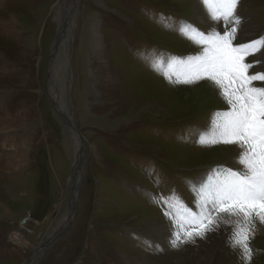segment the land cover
<instances>
[{
    "label": "rangeland",
    "instance_id": "rangeland-1",
    "mask_svg": "<svg viewBox=\"0 0 264 264\" xmlns=\"http://www.w3.org/2000/svg\"><path fill=\"white\" fill-rule=\"evenodd\" d=\"M68 3L65 37L52 51L60 26L55 19ZM236 14L235 45L264 37V0H238ZM11 24L16 33L9 32ZM182 25L204 34L231 27L211 20L200 0H0V125L29 132L26 168L17 170L22 175L6 178L0 153V264L204 263L203 250L191 249L196 242L216 246L212 264H264L256 235L251 260L244 261L231 246L228 225L221 237L217 230L175 247L149 234L153 224L165 226L173 242L169 205L178 200L198 212V193L217 170L242 168L236 145L198 142L211 135L216 113L229 110L219 90L207 79L178 84L163 74L172 58L203 51L179 31ZM66 48L64 102L85 152L74 213L59 231L71 210L75 152L45 79L52 52L59 50L62 60ZM257 59L249 74L264 72V52L246 63Z\"/></svg>",
    "mask_w": 264,
    "mask_h": 264
},
{
    "label": "snow or ice",
    "instance_id": "snow-or-ice-1",
    "mask_svg": "<svg viewBox=\"0 0 264 264\" xmlns=\"http://www.w3.org/2000/svg\"><path fill=\"white\" fill-rule=\"evenodd\" d=\"M213 21H223L230 29L222 34L198 31L194 26L182 25L179 31L189 40L203 47L202 53L187 59L172 58L163 74L172 83L192 84L207 79L219 90L229 110L216 113L210 136H201V145H236L241 149L235 163L238 170H217L215 179L202 188L199 211L193 212L180 201L169 205L176 224L173 246L195 242L206 233L217 231L222 225L231 226V246L239 248L244 261H250V241L257 222L264 225V72L249 74L260 64L259 59L246 63L249 56L264 52V37L235 45L233 41L240 26L236 14L238 0H200ZM162 61L154 64L160 69ZM175 77L173 80L172 77Z\"/></svg>",
    "mask_w": 264,
    "mask_h": 264
},
{
    "label": "bare ground",
    "instance_id": "bare-ground-1",
    "mask_svg": "<svg viewBox=\"0 0 264 264\" xmlns=\"http://www.w3.org/2000/svg\"><path fill=\"white\" fill-rule=\"evenodd\" d=\"M65 1L66 0H63V2H65ZM69 2H71V1H69ZM71 7H73V6L69 4V6L67 7V10H66L67 11L66 14L63 13V15L61 14L62 16L60 18L57 17L55 19V20L58 21V24L60 26H59V31L56 33L57 36L55 38L56 40L54 41V44H53V47H52V51L55 50V48L59 45V42L63 41L62 39H64V37H65V28H66V24H67V19L70 16ZM54 9H56V8H54ZM69 9H70V11H69ZM12 21H15V18ZM14 25H12V24L10 25L9 32L16 33L15 32L16 29H15ZM92 41H93V44H92L93 48H96L98 46V42H96L94 40H92ZM61 44H62V42H61ZM63 46L65 47V44H63ZM66 47H67V45H66ZM65 52L66 53H65L63 59L61 58L62 60H60V57H57V55L59 54V50H57V55H55V53L52 52L51 59H50V61H51L50 62V67H47V72H46L45 92L48 95V100L50 101L51 106L54 107L55 110H58L57 112L62 114L63 119H65V121H69L70 122V124H69L70 126L72 125L73 127H75L73 125V122H72L73 120H71L70 115H68V113H67L66 103L64 102V99L66 98L65 76H66V71H67V68H68V65H69V61H68L69 59L67 57V52H68L67 48H66ZM100 60H101V58H100ZM55 88H58L60 90H58V89L55 90ZM59 99H61V100L59 101ZM68 109H69V107H68ZM5 112H6V115H7L8 110H5ZM17 116H18V114L15 113V118ZM12 119L14 121V118H12ZM0 122H1V119H0ZM6 125H9V127L8 128H4ZM11 128H14V129L9 131ZM211 130H212V128H211ZM0 131H3V132H0V151H1L0 153L3 152L5 154L4 156L1 154V157H4V159H5L4 160L5 163L3 162L4 164L2 165L3 172L5 171V175H7L6 178L9 177V176L19 175L20 172H18L17 170L21 169V168H22V170H24L26 168L25 164H27V161H28L27 157L29 156L28 155V153H29V147H28V145H29L28 144L29 143L28 142L29 141V138H28L29 137V135H28L29 132H27V133H23V132L18 133L15 130L14 124L10 123V122L8 124H1L0 125ZM70 136H71V139H72L74 152H75V161H74V165H73L74 168H75V171L73 173V177H71L68 180V186H69V190H70V197H69L70 200L69 201H70V208H72L76 204V200H77L78 183H79V181L81 179L80 178L81 177V172L83 171L82 170V165H83V161H84V152L85 151H84V143H83L84 139L83 140L81 139L82 137H81L79 131L77 130V132H75L74 134L72 132V134H70ZM17 138H18V140H17ZM6 139L8 140L9 144L6 141ZM1 159H0V163H1ZM211 172L214 173V171H208V173H211ZM20 175H22V173ZM82 187H83V185H82ZM73 213H72V216H73ZM65 216H66V214H65ZM72 216H71V211H70L69 212V217H66L65 219L63 218L64 220L61 221L62 223L58 227L59 231L62 230L61 229L62 226L64 228H66L69 225L70 220L72 219ZM223 229H224V225H222L218 229L219 232H220V237H221V231ZM59 231L57 230V233H59ZM149 234H150V236H152V239L154 241H156V242L160 241V242H164V243H168V242L172 243V239H171L172 232H171L170 229H167V227H165V226H162V227L159 228L155 224H153L152 225V230L149 232ZM255 235H256L257 240H258L257 244L259 246H262V248H263L264 247V225H261V224H259L257 222ZM144 241L150 243V240L149 241L144 240ZM194 247L196 249H198V250H196ZM194 247H191V249L193 251H195L194 252L195 254L200 253L199 250H203V254H204L203 257L207 259V261H206L207 264H212L213 263V262H211V259L215 257V247L216 246H213L212 243H210L209 245L208 244L201 245L199 242H196ZM39 250H37L38 254H39ZM146 259L147 258H144L143 264H146L145 263ZM206 262L203 263V262L197 261L194 264H205Z\"/></svg>",
    "mask_w": 264,
    "mask_h": 264
},
{
    "label": "water",
    "instance_id": "water-1",
    "mask_svg": "<svg viewBox=\"0 0 264 264\" xmlns=\"http://www.w3.org/2000/svg\"><path fill=\"white\" fill-rule=\"evenodd\" d=\"M60 2H63V0H59ZM54 8H56V7H54ZM50 102V101H49ZM53 109H54V107H52ZM58 110H55V112L57 113V115L64 121V123L66 124V126H67V128L70 130V132H73V134L75 133V132H77V130L75 129V127H73L72 125L70 126L69 124H70V122L69 121H65V119H63V116H62V114L61 113H59V112H57ZM82 140H83V138H81ZM74 171H75V168H74V166H73V169H72V172H71V174H70V176H69V179L71 178V177H73V173H74ZM68 179V180H69ZM71 210V216H72V213L74 212V209H75V205L72 207V208H70ZM44 247L45 246V244L43 243L42 245H41V247Z\"/></svg>",
    "mask_w": 264,
    "mask_h": 264
}]
</instances>
